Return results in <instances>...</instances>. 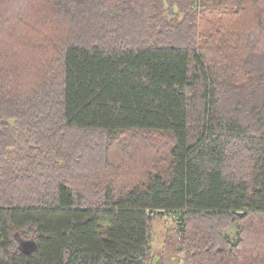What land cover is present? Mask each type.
<instances>
[{"label": "trees", "instance_id": "1", "mask_svg": "<svg viewBox=\"0 0 264 264\" xmlns=\"http://www.w3.org/2000/svg\"><path fill=\"white\" fill-rule=\"evenodd\" d=\"M165 216L264 264V0H0V264H165Z\"/></svg>", "mask_w": 264, "mask_h": 264}, {"label": "rangeland", "instance_id": "2", "mask_svg": "<svg viewBox=\"0 0 264 264\" xmlns=\"http://www.w3.org/2000/svg\"><path fill=\"white\" fill-rule=\"evenodd\" d=\"M176 220L177 219L173 217L165 216L162 219H158L154 222L151 235V244L154 256L153 263L160 258V261L164 262L165 264H174V259L176 257V246L171 230L176 227ZM227 232L230 235H235V226L231 227ZM20 239L24 240L22 238Z\"/></svg>", "mask_w": 264, "mask_h": 264}, {"label": "water", "instance_id": "3", "mask_svg": "<svg viewBox=\"0 0 264 264\" xmlns=\"http://www.w3.org/2000/svg\"><path fill=\"white\" fill-rule=\"evenodd\" d=\"M19 240V249L22 253L26 255H31L37 248V243L34 240H21L20 237H18Z\"/></svg>", "mask_w": 264, "mask_h": 264}]
</instances>
